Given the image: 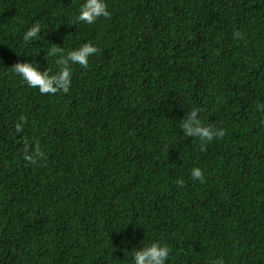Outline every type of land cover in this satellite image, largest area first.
<instances>
[{"label":"trees","instance_id":"trees-1","mask_svg":"<svg viewBox=\"0 0 264 264\" xmlns=\"http://www.w3.org/2000/svg\"><path fill=\"white\" fill-rule=\"evenodd\" d=\"M82 2L0 0V264H131L152 241L166 264H264V0H106L91 24ZM85 42L68 92L11 70ZM192 107L224 136L187 135Z\"/></svg>","mask_w":264,"mask_h":264},{"label":"clouds","instance_id":"clouds-1","mask_svg":"<svg viewBox=\"0 0 264 264\" xmlns=\"http://www.w3.org/2000/svg\"><path fill=\"white\" fill-rule=\"evenodd\" d=\"M106 0H83L80 4L77 14L74 16V22H85L87 24L93 23L98 17H109ZM41 31L40 23L36 22L31 25L23 33V40L29 42L34 40ZM239 36L240 33H235ZM98 48L91 42H85L78 48L64 51L63 47L53 46L46 52V56L56 57V63L60 66L59 70L50 74L49 70L41 71L37 64L31 61L16 62L11 66V70L19 74L29 87H38L41 93H56L57 91L68 92L71 84V65L79 64L87 68L89 57L97 53ZM198 107H192L183 118H181V128L189 136L198 137L202 142L211 141L215 137H222L225 134L223 128H214L212 125H204L199 116ZM25 118L21 116L19 121L15 123L17 132L22 131ZM42 155L39 148L34 151H29L25 147L23 158L26 161H33L36 157ZM191 176L194 180L204 181L203 170L200 167H193L191 169ZM182 183V182H181ZM126 250V249H125ZM131 256V264H166L170 248L167 244L159 241H152L151 243L134 247L128 251ZM213 264H224L222 258H217Z\"/></svg>","mask_w":264,"mask_h":264}]
</instances>
